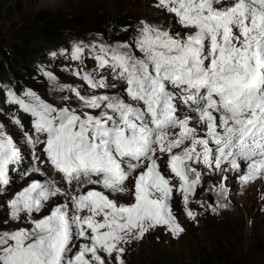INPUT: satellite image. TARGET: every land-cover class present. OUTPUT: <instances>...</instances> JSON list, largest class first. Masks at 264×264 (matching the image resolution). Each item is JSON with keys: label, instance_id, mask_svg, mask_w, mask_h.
I'll use <instances>...</instances> for the list:
<instances>
[{"label": "snow or ice", "instance_id": "1", "mask_svg": "<svg viewBox=\"0 0 264 264\" xmlns=\"http://www.w3.org/2000/svg\"><path fill=\"white\" fill-rule=\"evenodd\" d=\"M156 7L179 30L140 21L129 40L50 53L83 65L72 72L79 86L57 87L68 93L62 106L32 89H0L30 117V131L19 117L10 121L24 145L0 123V194L16 174L28 178L6 201L0 264H124L131 240L155 228L185 231L172 211L176 193L196 219L189 204L201 167L237 173L242 184L264 178V0Z\"/></svg>", "mask_w": 264, "mask_h": 264}, {"label": "rangeland", "instance_id": "2", "mask_svg": "<svg viewBox=\"0 0 264 264\" xmlns=\"http://www.w3.org/2000/svg\"><path fill=\"white\" fill-rule=\"evenodd\" d=\"M72 9L83 12L85 21H71L68 12H72ZM40 10L49 13L57 27V33L52 37L39 36L34 27L26 29L35 24L33 18ZM97 13L104 16L100 23L94 24L91 21ZM86 18L91 19L90 22ZM140 21L164 29L172 27L179 30V25L170 15L162 14L157 9L156 0H0V36L10 41L15 33L26 30L25 32L31 33L30 45L39 52L48 54L43 60H34V70L29 80L18 81L16 86L9 73L0 71V89L11 88L18 93L22 89H32L49 103L62 106L60 97L68 93L57 91V87L79 86L80 82L72 72L83 65L72 61L68 55L58 54L52 57L50 53H59L61 49L70 50L73 45L81 42L116 43L129 40L135 35L134 30L138 28ZM114 23L117 24L115 29L118 31L113 30ZM87 66L89 69L94 66L90 59L87 60ZM41 69L52 72L57 80H47ZM13 116L21 119L24 130L30 131V117L15 106L5 103L3 93L0 92V123L7 126V130L18 139L20 145H24L21 129L10 123ZM24 151L26 166L31 157L27 147ZM159 163L162 171L170 175L166 169V156ZM40 166L57 183H61L59 176L47 164ZM201 168L198 169L202 172L201 183L196 193L190 196L189 204L192 211L198 213L196 219L187 218L181 196L176 193L171 202L172 211L185 231L174 237L164 228H155L148 231L142 239L131 240L123 245L126 249L124 264H191L197 261L202 252L216 248L224 250L225 255H230L231 258V262L226 258L220 264H264V193L261 188L264 178L242 184L237 173H234L231 178L235 186H226L225 193H221L218 184L227 182V174ZM223 176H227V180ZM14 179L15 183L7 194H0V223L7 218L6 201L28 182L27 177L19 174ZM128 187L132 188L131 182ZM216 193L224 201L217 200ZM130 199V196L123 195L120 202H128ZM46 212L47 209L44 214Z\"/></svg>", "mask_w": 264, "mask_h": 264}, {"label": "trees", "instance_id": "3", "mask_svg": "<svg viewBox=\"0 0 264 264\" xmlns=\"http://www.w3.org/2000/svg\"><path fill=\"white\" fill-rule=\"evenodd\" d=\"M82 13L72 9V12H68V18L71 21L81 23L85 21L83 20L84 17ZM103 16L104 14L97 13L91 22H95L94 24L100 23ZM33 20L35 24L27 26L26 29L34 27V30L37 31L39 36L43 35L46 37H52L57 33V27L52 22L50 14L44 10L38 11ZM89 20L91 19L86 18V21L90 22ZM115 27L118 26L114 23L112 28L113 30L118 31ZM25 31L15 33L13 39L10 41H6L3 36H0V71H5L13 77L14 86L17 85L16 82L18 81L27 82L29 80L30 74H32V71L34 70L32 63L34 60H43L45 59V56H48V54L41 53L38 49H35L30 45L29 41L31 39V33ZM226 258H229V261L231 262L230 255H225L224 250L217 248L210 249L207 252H202V254L198 256L197 261L192 262L191 264H220L221 262L226 261ZM232 264L236 263L232 262Z\"/></svg>", "mask_w": 264, "mask_h": 264}, {"label": "bare ground", "instance_id": "4", "mask_svg": "<svg viewBox=\"0 0 264 264\" xmlns=\"http://www.w3.org/2000/svg\"><path fill=\"white\" fill-rule=\"evenodd\" d=\"M63 62H65V61H62V63ZM66 64H67V62H65ZM23 142H24V140H23ZM23 144H25V142L23 143ZM23 153H26V151H24ZM41 159H43V158H41ZM28 165V163L26 164V166ZM202 169V168H201ZM221 174V173H220ZM227 174V176H228V180H227V182L225 183V184H223V183H221L220 182V184H218V186H219V188H220V191H221V193H225V188H226V186H230V188L231 187H233V186H235L233 183H232V178L231 177H233V175H234V172H228V173H226ZM224 177V176H223ZM231 179H230V178ZM259 179H261V178H257V180H259ZM213 180H215V177H213ZM262 184V191H263V193H264V182L263 183H261ZM260 184V185H261ZM214 188V187H213ZM230 190V189H229ZM261 192V191H260ZM220 193V192H219ZM216 196H217V193H216ZM217 200H219V201H224L221 197H219V196H217ZM221 199V200H220ZM222 204V203H221ZM220 205V204H219ZM224 205V204H223ZM222 209V208H221ZM258 210V209H257ZM260 211V210H259ZM198 212V211H197ZM258 213H260V212H258ZM262 218V217H261Z\"/></svg>", "mask_w": 264, "mask_h": 264}]
</instances>
